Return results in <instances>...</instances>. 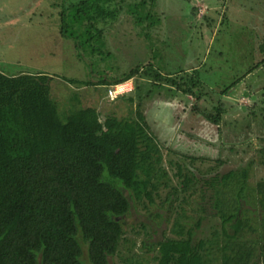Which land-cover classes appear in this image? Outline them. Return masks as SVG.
<instances>
[{
	"label": "rangeland",
	"instance_id": "1",
	"mask_svg": "<svg viewBox=\"0 0 264 264\" xmlns=\"http://www.w3.org/2000/svg\"><path fill=\"white\" fill-rule=\"evenodd\" d=\"M70 1L0 0V72L48 76L62 118L92 107L101 120L139 112L150 124L158 103L174 108L164 117L166 133L148 125L147 139L139 141L135 184L125 192L132 197L125 236L109 264H158L156 243L175 237L170 230L182 213L188 229L203 218L194 243L221 234V219L207 204L213 190L204 181L219 178L210 186L222 193L221 175L242 169L247 188L240 196L249 205L242 208L253 211L247 216L255 228L242 240L254 241L255 261L264 243V190L257 188L264 183V0H145L139 9L142 0H124L120 14L91 29L61 19V4ZM135 69L132 82L118 89L125 93L109 96L108 85ZM199 204L206 212H195ZM216 256L212 264H221ZM82 261L89 264L86 247Z\"/></svg>",
	"mask_w": 264,
	"mask_h": 264
},
{
	"label": "trees",
	"instance_id": "2",
	"mask_svg": "<svg viewBox=\"0 0 264 264\" xmlns=\"http://www.w3.org/2000/svg\"><path fill=\"white\" fill-rule=\"evenodd\" d=\"M72 1L61 4V19L81 21L88 29L124 10V0ZM137 74L138 69L132 70L108 87ZM155 78L165 81L158 73ZM49 80L43 74L0 72V264H84L83 247L89 264H109L124 240V218L132 199L125 192L135 184L139 141L147 139L149 122L139 112L138 118L107 115L101 120L92 107L62 118L50 98ZM221 176L222 193L210 186L219 178L204 181L205 188L213 190L207 204L221 219V234L215 231L210 240L194 243L193 228L180 221L189 217L182 213L170 230L175 237L156 243L158 264H212L216 253L221 264H264V243L252 261L254 241L242 240L247 229L255 231L247 216L253 211L243 210L242 204L249 205L240 196L247 186V170ZM257 188L264 190V183ZM144 196L152 204L151 194ZM142 204L147 211L148 204ZM197 211L206 208L199 204ZM261 228L264 232V225Z\"/></svg>",
	"mask_w": 264,
	"mask_h": 264
},
{
	"label": "crops",
	"instance_id": "3",
	"mask_svg": "<svg viewBox=\"0 0 264 264\" xmlns=\"http://www.w3.org/2000/svg\"><path fill=\"white\" fill-rule=\"evenodd\" d=\"M250 19H253L252 18V15L250 16V18H249V20ZM171 76L169 75L167 78H170ZM172 78V77H171ZM129 81H131L132 82V79L131 80H129ZM126 83V82H125ZM124 83V84H125ZM127 95L128 94H130V93H126ZM159 99V98H158ZM167 101H170V100H167ZM170 103H171V101L170 102H168V103H164V104H162V106H164V107H162L159 103L157 104V108H154L153 110H155V112L153 113V119H152V121L150 122V125L152 126V130L153 131H155L156 133H160V132H166L167 131V128H166V123L167 122H165V119H164V116H165V113H170L171 112V110H174V108L172 109L171 107H170ZM176 103V102H175ZM174 103V104H175ZM176 105V104H175ZM177 107V106H176ZM176 107H175V109H176ZM165 110V111H164ZM163 111H164V113H163ZM162 113V115H161V113ZM157 113V114H156ZM148 114V113H147ZM161 115V116H160ZM144 118L146 119V116H144ZM168 119V118H167ZM148 121V120H147ZM150 126V127H151ZM159 126H161V127H159ZM154 127V128H153ZM171 129H168V131H170ZM169 136V135H168ZM171 136V135H170Z\"/></svg>",
	"mask_w": 264,
	"mask_h": 264
},
{
	"label": "flooded vegetation",
	"instance_id": "4",
	"mask_svg": "<svg viewBox=\"0 0 264 264\" xmlns=\"http://www.w3.org/2000/svg\"><path fill=\"white\" fill-rule=\"evenodd\" d=\"M165 111V110H164ZM164 111H163V113H164ZM157 114V113H156ZM172 114H174L173 113V110H171V112L168 114V113H165V116H167L168 115V117H166V118H169V117H171L172 116ZM155 115V114H154ZM147 116H148V114H147ZM164 116V117H165ZM153 117V116H152ZM146 120H148V118H146ZM149 122V121H148ZM151 122V121H150ZM149 126H150V124H148ZM164 133H166L165 131H164ZM173 134V133H172ZM197 212H199V211H197ZM199 221V226L198 227H200L201 226V224H202V222H203V218H197L196 219V222H195V224H194V227H192L193 228V233H194V230L195 229H199L198 227H196V225H197V222ZM221 225V224H220ZM192 238H193V242H194V234L192 235ZM200 241H207L206 240V238L205 239H199L197 242H200ZM196 242V243H197Z\"/></svg>",
	"mask_w": 264,
	"mask_h": 264
},
{
	"label": "built area",
	"instance_id": "5",
	"mask_svg": "<svg viewBox=\"0 0 264 264\" xmlns=\"http://www.w3.org/2000/svg\"><path fill=\"white\" fill-rule=\"evenodd\" d=\"M123 84L121 85H117V86H114L112 87V89H109L108 90V94L109 96H113L114 98H116L117 96L121 95V94H124L125 91H119L118 89L122 87Z\"/></svg>",
	"mask_w": 264,
	"mask_h": 264
}]
</instances>
